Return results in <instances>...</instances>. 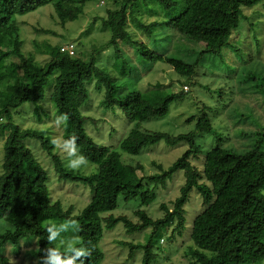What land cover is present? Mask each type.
Returning a JSON list of instances; mask_svg holds the SVG:
<instances>
[{
    "label": "trees",
    "instance_id": "obj_1",
    "mask_svg": "<svg viewBox=\"0 0 264 264\" xmlns=\"http://www.w3.org/2000/svg\"><path fill=\"white\" fill-rule=\"evenodd\" d=\"M93 1L100 0H0V117L6 119L0 122V133L4 136L7 132L0 174V221L3 220L7 226L0 222L4 227L0 232V264H23L16 258L19 254L30 263L45 264L49 249L58 251L62 258H75V264H95L91 251L80 256L70 251V248H83L84 239H79L82 224L95 229L88 215L90 209L100 222L106 223L103 225L108 229L119 222L128 232L153 228L146 243L120 241L129 246L130 256L137 248L144 249L141 264H151L156 259L158 252L154 239L160 231L167 232L170 227L172 237L187 235L189 238L184 255L191 264H261L264 260V133L252 134L258 135V139L242 151L222 144L221 136L217 135V145L206 151L200 171L191 162V157L198 156L201 150L197 136L199 133L216 132L206 111L203 110L197 118H191L196 120L194 131L171 134L141 128V124L151 118L167 116L172 103L187 92L169 91L158 84L146 92L133 89L122 93L116 80L97 65L99 49H94L85 59L62 51L64 44L61 42L40 43L34 40L37 52H24L25 41L17 19L19 15L52 4L61 25L65 26L78 20L85 13L87 3ZM141 1L147 5L151 0H114L117 7L108 9L106 16L100 17L111 31L108 45L114 46L117 57H121V44H131L144 61L154 64L160 60L172 65L185 78L184 83L189 85L195 83L203 56L222 54L229 45L240 24L243 7L264 2L154 0L162 10L166 9L168 18L146 23L136 11ZM131 23L151 42L146 43L133 34L129 29ZM166 26L179 33L182 39L197 45L189 49L188 59L169 53L166 44V48L161 49L163 45L160 42L164 38L157 30ZM37 32L55 33L45 28H38ZM193 52L198 53L196 58L192 57ZM38 55L45 58L41 60ZM256 76L254 72L248 74L250 78ZM49 84L51 100L58 113L66 119L62 145H58L59 140L52 137L47 128L23 127L14 122V113L25 103H33L31 107L35 113L44 111L42 103ZM92 84L97 89L105 88L101 101L104 107H119L134 122L116 148L99 143L87 131L82 106L90 96ZM256 90L264 98V85H258ZM37 120L44 121L42 118ZM28 140L36 143L32 145L27 143ZM162 141L173 146L187 144L188 148L167 168L153 161L159 170L155 174L146 172L141 161L129 160L134 163L135 176H132L131 164L122 160L123 153L139 156L147 146ZM33 146L47 152L59 181L84 185L88 195L86 205L77 208L72 198L53 196L50 171L34 152ZM63 153L65 157L75 153L93 168L86 171L83 166L89 165L87 163L73 167L66 163ZM179 170H184L185 176L179 195L170 204L161 205L165 210L164 216L153 217L142 208L138 188L141 185L143 190L151 189L157 196L159 186ZM138 171H143L141 179ZM194 190L202 200V209L197 213L190 233H186L185 205ZM132 199L140 202L135 210L137 221H132L127 215L114 214L120 207L127 208ZM62 226L65 231L58 233L54 241H49L47 229L56 231ZM75 238L76 245L65 248V241L69 243ZM34 241L38 246L34 251L35 261H31L27 251ZM8 245L14 247L18 254L7 253ZM168 264H183V261H169Z\"/></svg>",
    "mask_w": 264,
    "mask_h": 264
},
{
    "label": "rangeland",
    "instance_id": "obj_2",
    "mask_svg": "<svg viewBox=\"0 0 264 264\" xmlns=\"http://www.w3.org/2000/svg\"><path fill=\"white\" fill-rule=\"evenodd\" d=\"M116 7L114 0L89 2L85 7V13L78 20L71 21L65 26L61 25L52 4L41 6L25 15H19L17 19L21 26L22 38L25 41L23 50L26 54L36 53L34 40L40 43L43 41L61 42L62 45L73 41L76 45L74 55L82 56L85 59L90 57L94 49H99L96 55L97 65L104 68L116 80L122 93L133 89L146 92L158 84L162 85V89L166 88L169 91L184 90L187 92L181 99L172 103L167 116L151 118L143 122L141 128L171 134L194 131L196 130V120L191 118H197L203 110L206 111L216 127V132L212 134L199 133L197 136L196 140L201 150L198 152V156L191 157V162L200 171L203 169L206 151L217 145V135L221 136V143L226 146L235 147L239 151L250 148L258 139V135H251L264 133V98L256 90L258 85H264V2H259L252 7H243L240 24L233 32L229 45L223 49L222 54H205L203 56L199 73L194 79L193 85L184 83L185 78L180 76L174 67L166 62L159 60L150 64L144 61L131 44L122 43L121 57H117L115 47L108 45L111 31L100 19L101 16H106L108 9ZM164 10L154 0L149 1L147 5L141 1L136 7L137 13L146 23L153 21V19H167L168 16ZM150 14L151 16H149ZM38 28L50 29L55 33L40 34L37 32ZM129 29L142 41L151 42L143 33L136 30L133 23L130 24ZM157 32L164 38L160 42L163 45H161V49H165L167 46L168 52L171 54L175 53L177 56L187 57L190 53L189 49L192 50L197 46L193 42L182 39L179 33L167 26L159 28ZM197 54L193 52L192 57L196 58ZM37 57L41 60L45 58L44 55ZM251 72L256 73L257 76L248 77ZM50 85L45 88V98L42 103L44 111H41L40 114L35 113L31 107L33 103H25L14 113V122L23 127L47 128L51 132L50 135L59 140L58 145H62L66 119L58 113L51 100ZM104 93L105 88L97 89L93 84L90 85V96L82 106V112L86 116L85 125L88 133L99 143L116 148L134 126V122L124 114L121 108L104 107L101 104ZM37 118H42L44 121H39ZM4 121L6 119L0 117V122ZM6 133L4 136L0 133V174L2 172L3 144ZM27 143L34 145L36 142L28 140ZM187 148V144L173 146L162 141L147 146L139 156L123 153L122 160L125 163H130L129 160L132 159L139 160L144 163L146 172L155 174L159 170L155 168L153 161L162 163L167 168ZM33 149L50 171L51 188H54L53 196L72 198L71 201L76 202L77 208L86 205L88 195L84 185L67 180L59 181L53 171V163L47 152L39 146H33ZM65 155L62 154L66 163L72 166L76 161L79 163L75 164V167H82L85 163L89 164L86 161H81L75 153L66 157ZM130 164V174L135 176L134 163ZM83 168L90 172L93 165L85 164ZM137 174L139 179L144 176L143 171H138ZM184 182V170H179L159 186L157 196L155 191L143 190L140 185L138 192H140L142 208L147 209L155 218L164 216L165 210L161 208V205L163 203L170 204L171 200L179 195ZM201 202L197 190L192 191L185 205L187 210L186 233H190L193 221L202 209ZM139 203V201L132 199L127 208L122 209L120 207L114 214L127 215L132 221H137L135 210ZM88 215L92 224H95V229L82 224L80 228L82 236L79 239H84L83 248L91 251L95 258V264L142 263L144 249L137 248L133 256H130L129 246L121 244L120 241H128L134 244L146 243L153 228L128 232L123 223L119 222L114 228L108 229L105 227V222L102 223L96 218L93 209L88 211ZM0 222L5 227L7 226L3 220ZM3 228L0 225V232ZM171 229L172 227L167 232L160 231L156 235L154 244L158 255L151 264H168L169 261H176L177 263L183 261V264H191L184 255L187 244L190 243L189 238L187 235L172 237ZM56 231H54L56 236L59 235L58 233L62 234L65 231L64 226L57 228ZM162 238H164V242ZM75 242L77 243V238L69 243L65 241V248L69 245L75 246ZM37 246L38 244L34 241L32 246L28 248V258L31 261L34 260V251ZM6 250L9 254H18L11 245H8ZM16 258L21 260L23 264H34L33 262L30 263L28 259L26 260L24 255L19 254ZM261 264H264V260Z\"/></svg>",
    "mask_w": 264,
    "mask_h": 264
},
{
    "label": "clouds",
    "instance_id": "obj_3",
    "mask_svg": "<svg viewBox=\"0 0 264 264\" xmlns=\"http://www.w3.org/2000/svg\"><path fill=\"white\" fill-rule=\"evenodd\" d=\"M79 163V161L74 162L73 167H75V164ZM48 233V240L54 241L56 238V232L52 231L51 228L47 229ZM164 238H162V241ZM164 242V241H163ZM70 251H75L77 256L80 255H87L88 250L85 248H70ZM49 254L45 258V264H75V258H62L60 253L54 249H49ZM83 264V262H81Z\"/></svg>",
    "mask_w": 264,
    "mask_h": 264
},
{
    "label": "built area",
    "instance_id": "obj_4",
    "mask_svg": "<svg viewBox=\"0 0 264 264\" xmlns=\"http://www.w3.org/2000/svg\"><path fill=\"white\" fill-rule=\"evenodd\" d=\"M62 51L68 52L70 55H74L76 53V45L73 42L66 43L62 47Z\"/></svg>",
    "mask_w": 264,
    "mask_h": 264
}]
</instances>
